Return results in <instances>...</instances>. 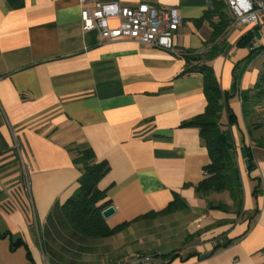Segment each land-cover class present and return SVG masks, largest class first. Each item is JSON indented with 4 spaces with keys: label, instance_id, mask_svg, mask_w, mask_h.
<instances>
[{
    "label": "crops",
    "instance_id": "crops-1",
    "mask_svg": "<svg viewBox=\"0 0 264 264\" xmlns=\"http://www.w3.org/2000/svg\"><path fill=\"white\" fill-rule=\"evenodd\" d=\"M101 1L177 8L174 53L101 42L96 31H82L79 0H0V264H117L135 254L149 258L145 264L264 263V149L253 145L261 131H250L240 97L264 65V25L229 26L209 63L234 119L227 132L242 185L235 212L227 192L195 193L210 157L187 123L206 98L198 74L180 76L187 51L211 46H204L210 26L193 22L210 0ZM245 36L249 43L240 44ZM253 43L261 49L252 52ZM82 146L107 165L98 188L114 209L108 227L176 198L185 206L110 238L81 237L61 206L77 189L72 153Z\"/></svg>",
    "mask_w": 264,
    "mask_h": 264
},
{
    "label": "trees",
    "instance_id": "trees-1",
    "mask_svg": "<svg viewBox=\"0 0 264 264\" xmlns=\"http://www.w3.org/2000/svg\"><path fill=\"white\" fill-rule=\"evenodd\" d=\"M210 2L211 8L193 22L196 28L207 22L211 28V34L204 42V46L210 44L211 46L203 52L187 51L183 56L185 68L180 75L198 74L202 79L206 98L204 112L187 123L188 126L198 128L199 136L210 157V163L203 169L204 178L195 188V193L198 197H203L209 193L227 192L232 202L231 208L237 212L242 204V185L235 147L227 132L234 119L228 113V96L221 90L209 65L218 51L216 42L225 35L231 18L223 0H210ZM249 40L250 37L245 36L240 40V44L249 43ZM258 49L261 48L252 49L251 45L252 52ZM240 97L242 114L250 123V131L264 130V65L254 87L249 91L241 92ZM224 114L227 116L226 121L223 120ZM252 142L255 147L264 149V138H255ZM244 151L248 159V171H250L252 167L250 153L247 149ZM72 154L73 162L80 168L81 175L74 194L61 206V213L72 230L83 238L90 240L110 238L135 221L155 220L173 214L185 206L180 198H176L159 212H149L133 221L110 228L101 212L110 207L111 203L106 199V192L98 188L99 181L107 172L106 163L97 162L93 151L86 146L78 148ZM220 208L227 210V207L223 205Z\"/></svg>",
    "mask_w": 264,
    "mask_h": 264
},
{
    "label": "built area",
    "instance_id": "built-area-1",
    "mask_svg": "<svg viewBox=\"0 0 264 264\" xmlns=\"http://www.w3.org/2000/svg\"><path fill=\"white\" fill-rule=\"evenodd\" d=\"M82 31H96L101 42L131 40L148 48L174 53L173 38L182 17L177 8L154 7L139 3L122 7L101 0H79ZM230 27H260L264 25V0H228ZM257 44H252V49ZM27 181V179H26ZM149 258L135 254L117 264H145Z\"/></svg>",
    "mask_w": 264,
    "mask_h": 264
},
{
    "label": "water",
    "instance_id": "water-1",
    "mask_svg": "<svg viewBox=\"0 0 264 264\" xmlns=\"http://www.w3.org/2000/svg\"><path fill=\"white\" fill-rule=\"evenodd\" d=\"M242 152H243V157L246 158L245 151L243 150ZM244 164H245V167L247 168L248 167V160H245ZM113 214H114V209L112 207H108V208L102 210V212H101V215H102L104 220L109 219Z\"/></svg>",
    "mask_w": 264,
    "mask_h": 264
},
{
    "label": "rangeland",
    "instance_id": "rangeland-1",
    "mask_svg": "<svg viewBox=\"0 0 264 264\" xmlns=\"http://www.w3.org/2000/svg\"><path fill=\"white\" fill-rule=\"evenodd\" d=\"M260 134H261V135H260ZM260 134H259L260 136H259L258 138H261V139L264 138V130H262ZM257 136H258V134H257ZM111 260H112V262H113V260H115V256H113V259H111ZM109 261H110V258H109V259H106V260H105V264H110ZM110 262H111V261H110Z\"/></svg>",
    "mask_w": 264,
    "mask_h": 264
}]
</instances>
